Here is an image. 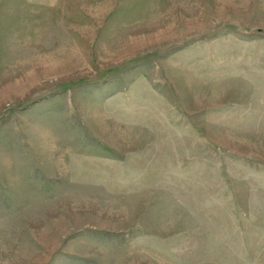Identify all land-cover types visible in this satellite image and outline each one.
Wrapping results in <instances>:
<instances>
[{"label":"rangeland","instance_id":"1","mask_svg":"<svg viewBox=\"0 0 264 264\" xmlns=\"http://www.w3.org/2000/svg\"><path fill=\"white\" fill-rule=\"evenodd\" d=\"M0 264H264V0H0Z\"/></svg>","mask_w":264,"mask_h":264}]
</instances>
